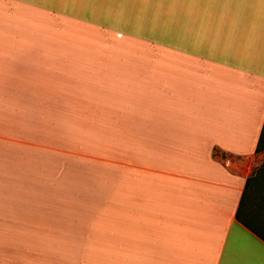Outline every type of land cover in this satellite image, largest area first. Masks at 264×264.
I'll return each mask as SVG.
<instances>
[{"label": "crops", "instance_id": "0c3cea01", "mask_svg": "<svg viewBox=\"0 0 264 264\" xmlns=\"http://www.w3.org/2000/svg\"><path fill=\"white\" fill-rule=\"evenodd\" d=\"M70 2L0 0V264L10 244L95 264H264V0L159 35ZM29 222L61 231L10 243Z\"/></svg>", "mask_w": 264, "mask_h": 264}, {"label": "rangeland", "instance_id": "374dc122", "mask_svg": "<svg viewBox=\"0 0 264 264\" xmlns=\"http://www.w3.org/2000/svg\"><path fill=\"white\" fill-rule=\"evenodd\" d=\"M193 1L195 2L194 10L184 6L185 0H72V3L82 15L102 26H112L131 34L146 35L150 33L159 35L160 32L166 29L172 31L176 28L179 23L177 21L180 20L181 22L182 16L185 19V23L189 14L214 12V9L220 7L223 3V0ZM72 3L70 2L68 5L73 7ZM210 15L212 16V13ZM215 155L218 158L220 157L218 153H215ZM256 156L257 161L260 160V157H264V149L257 152ZM222 159L227 158L222 156ZM251 190L252 186L249 185L247 195L250 194ZM48 219L51 222L63 221V223L67 222V224L71 221L69 215L67 218L64 217L62 219L54 218V216H50ZM66 229L63 228L64 233L60 235L63 238H69L70 236L69 227ZM60 231L61 229L56 228L42 230L30 228L29 222L28 226L23 229L15 230L10 228L9 242L38 240L36 238L50 236V232L59 235ZM47 248L48 246L10 244L8 246L10 264H95L92 261H82L79 258L80 255L76 254H73L71 259L67 258L66 260L59 259L57 256L48 258ZM41 249H44V251Z\"/></svg>", "mask_w": 264, "mask_h": 264}, {"label": "trees", "instance_id": "16d2710c", "mask_svg": "<svg viewBox=\"0 0 264 264\" xmlns=\"http://www.w3.org/2000/svg\"><path fill=\"white\" fill-rule=\"evenodd\" d=\"M262 149H264V123L262 125V129H261V132H260L258 143L256 145L255 152H259Z\"/></svg>", "mask_w": 264, "mask_h": 264}]
</instances>
